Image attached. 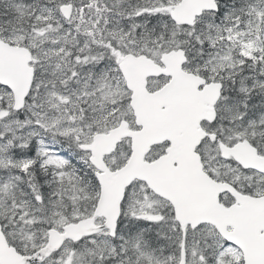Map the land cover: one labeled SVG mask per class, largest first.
I'll return each mask as SVG.
<instances>
[{
    "label": "snow or ice",
    "instance_id": "snow-or-ice-1",
    "mask_svg": "<svg viewBox=\"0 0 264 264\" xmlns=\"http://www.w3.org/2000/svg\"><path fill=\"white\" fill-rule=\"evenodd\" d=\"M0 264H264V0H0Z\"/></svg>",
    "mask_w": 264,
    "mask_h": 264
}]
</instances>
